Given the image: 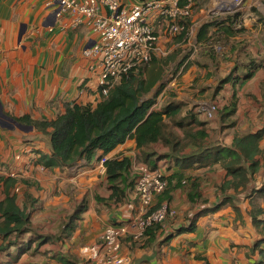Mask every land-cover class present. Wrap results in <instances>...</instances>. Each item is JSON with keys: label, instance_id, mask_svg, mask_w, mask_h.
Returning a JSON list of instances; mask_svg holds the SVG:
<instances>
[{"label": "crops", "instance_id": "obj_1", "mask_svg": "<svg viewBox=\"0 0 264 264\" xmlns=\"http://www.w3.org/2000/svg\"><path fill=\"white\" fill-rule=\"evenodd\" d=\"M141 1L122 0L128 7ZM214 2L224 4L225 0ZM53 9L47 5V0H0V176L16 174L18 203L27 207L33 229L38 234L57 235L80 201H85L86 208L70 236L53 237L38 248L33 244L31 250L21 254L12 264H90V248L100 241L105 227L129 223L143 211L134 185L123 199L111 197L113 188L106 166L101 162V150L89 161L81 159L72 166L46 167L38 159L41 153H51L50 136L28 124L18 125L10 118L30 114L34 119L52 120L65 112L67 103L95 106L102 98L98 86L99 61L83 53L96 34L87 22L72 24L73 15L69 13L56 18ZM235 11L230 9L227 11L230 14L208 19L205 7L197 10L193 6L191 20L197 22L198 38L204 46L212 33L221 34L227 40L229 37L232 43L239 42L234 43L236 48L227 42L231 54H227L226 62L220 63L219 73L212 71L218 67L213 63L202 69L197 65L188 66L189 58L185 55L176 59L185 49V38L180 39L182 34H171L168 23L156 12L149 16L159 34V49L154 57L168 55L163 67L166 72L167 68L171 70L168 83L157 97L159 107H154L161 108L169 102L181 103L177 119L188 123L192 114H196L197 120L204 124L193 122L190 126L194 130L205 128V144L209 145H229L236 132L264 127V120L254 126L250 123L240 126L238 120L229 125L219 120L217 113L208 118L199 110L204 101L211 99L213 83L219 76L230 75L233 67L236 74L242 76L250 66H255L253 76L243 80L247 82L261 69L258 62L264 56L263 22L249 17L251 21L245 23V36H238L234 29L239 15ZM101 13L106 14L108 10L102 7ZM205 23L211 24L205 27ZM239 55L242 61L237 62ZM263 65L264 58L261 67ZM220 85L218 91L228 88ZM222 95L218 92L215 101H221ZM259 105L264 108V101ZM167 121L171 131L184 142L189 141L182 126L169 118ZM197 148L194 141H189L177 155H187ZM261 148L257 158L264 163V138ZM170 151L171 146L162 141L140 148L131 137L104 154L106 157L128 156L132 162L131 179L135 177V161L162 167L166 176L171 177L169 201L177 210L175 216L155 229L157 238L153 244L148 245L146 241L143 245L131 246L125 241L121 254L130 256L133 263L142 254L156 250L152 260L141 264H253L259 260V250H253V246L262 236L254 227L249 210L250 194L261 185L264 168L256 173L246 189L241 186L238 190L233 187L223 190L220 186L230 176L220 162L197 158L186 167L181 161L175 163L173 155L167 156ZM194 185L199 195L191 200L189 194ZM5 190V183L0 180V200L5 197ZM226 197L240 207V216L231 200L219 210H212ZM199 211L202 213L196 216L194 230L177 232ZM171 233L174 235L162 242ZM2 241L0 236V244ZM15 247L12 246L10 252L16 253ZM7 253H0V261L8 257Z\"/></svg>", "mask_w": 264, "mask_h": 264}, {"label": "trees", "instance_id": "obj_2", "mask_svg": "<svg viewBox=\"0 0 264 264\" xmlns=\"http://www.w3.org/2000/svg\"><path fill=\"white\" fill-rule=\"evenodd\" d=\"M186 1L188 0H181V3ZM210 24L205 23L203 26L207 27ZM159 62L160 59L154 57L147 65L132 71L118 82L107 95H102L95 106L92 103H67L65 112L52 120L34 119L30 114L14 116L17 121L32 125L50 136L52 151L51 153H41L38 159L39 163L49 168L72 166L81 159L91 160L98 150L102 151V158L104 154L132 137L136 139L137 146L140 148L158 141L169 144L171 151L166 155H173L175 163L181 161L186 167L197 158L201 161L220 162L230 176L221 184V189L233 187L238 190L241 186L246 189L256 173L264 168V163L257 158V155L262 151L261 142L264 138V127L256 131L236 132L229 145L205 144L207 136L205 128L194 130L190 126L193 122L199 125L204 124L197 120L196 114H192L188 123L177 119L181 103L169 102L164 103L161 108L154 107L157 97L166 86L164 67ZM254 68L255 66H250L242 76L240 74L233 76L231 73L221 79V84L231 81L236 86L244 79L252 77ZM233 95L231 102L221 110L220 116L221 120L229 125L236 123L233 115L237 109V94ZM167 118L183 127L185 137L198 145L195 151L181 157L177 155L178 151H181L189 141L184 142L169 129ZM104 164L113 188L111 197L116 200L123 199L127 190L135 185V177L130 178L131 159L128 156L107 157ZM167 179V187L159 196L158 201L170 200L172 181L171 177H167ZM0 180L6 186L5 197L0 200V236L3 239L0 244V253L8 252V257L0 261V264H12L19 259L21 254L31 250L33 244L38 248L53 237H67L75 231L78 220L86 208L84 200L77 204L57 235H42L34 231L27 207L18 203L15 191L18 178L3 175L0 176ZM189 195L191 200L199 195L196 185L193 186ZM229 200L234 203L233 199L226 197L212 207V210H219ZM250 204L249 214L252 223L262 236L253 246V250L258 249L261 256L253 264H264V246L262 245L264 243V175L261 185L254 188L250 194ZM233 206L240 216V207L235 203ZM201 213L202 211H199L197 215L195 214L189 224L179 228L177 232L194 230L196 216ZM159 225L148 229V245L155 242L157 238L155 229ZM25 233L31 234V237L26 241H21V236ZM173 235L174 233L167 235L162 242L168 241ZM14 245L17 246L16 253L10 252V248Z\"/></svg>", "mask_w": 264, "mask_h": 264}, {"label": "built area", "instance_id": "obj_3", "mask_svg": "<svg viewBox=\"0 0 264 264\" xmlns=\"http://www.w3.org/2000/svg\"><path fill=\"white\" fill-rule=\"evenodd\" d=\"M234 1L239 4L242 0ZM195 2L143 0L128 7L122 0H47V5L54 8L56 18L69 13L73 15L72 24L87 22L90 25L96 37L83 53L99 61L98 86L101 95H107L118 82L150 63L156 55L159 34L149 19L150 14L156 12L158 17L163 18L171 34H182L189 38L194 32L189 21ZM102 7L108 13H101ZM155 105L159 107V103ZM199 110L212 118L218 104L203 103ZM106 158L102 157L101 162L104 163ZM134 169V189L143 211L129 223L108 224L100 241L90 248V264H132L130 256L121 254L124 242L131 246L143 245L149 237L147 231L150 227L163 223L177 213L168 199L158 201L168 184L163 168L135 161ZM15 175L10 173V176Z\"/></svg>", "mask_w": 264, "mask_h": 264}, {"label": "rangeland", "instance_id": "obj_4", "mask_svg": "<svg viewBox=\"0 0 264 264\" xmlns=\"http://www.w3.org/2000/svg\"><path fill=\"white\" fill-rule=\"evenodd\" d=\"M215 0H196L197 3H195L194 8L197 10H200L202 7H205L206 13L208 19L216 18L220 15L230 14V12H227L230 9H235L236 11L234 13H237L239 16L237 18V21L235 22L236 29L234 31H237L238 36H245V23L246 21H251V19H248L249 17H255L253 21H262L263 22V31H264V0H242L239 4L236 3L234 0H225L224 4L217 2L215 4ZM215 4V5H214ZM222 11H225L226 13H223ZM253 19V18H252ZM203 20V19H202ZM190 24L192 25L194 32L191 35V37L187 38L184 35L179 36L180 39L183 40L184 43H186L184 51L180 55H177L175 58L179 59V57H183L182 55H185V57L189 58V64L188 66L197 65L200 66L202 69L205 68V66H210V63H213L214 65H218L216 69L212 68V71L214 73H219V67L221 62H226L227 54H231V51L227 50V45H231L232 41L228 37V40L226 37L222 36L221 34L212 33V35L208 36V41L206 46H204L198 38V24L196 21L191 20L190 18ZM201 23V22H200ZM244 31V32H243ZM178 38V37H177ZM228 42V44H227ZM234 43H237V41H233ZM234 45V48H236V45ZM239 43V42H238ZM237 43V44H238ZM227 44V45H226ZM168 55L164 54L159 59L162 65L166 64V57ZM242 55H239L236 61L240 62L242 60H239V57ZM263 57H261V60L259 63V68H261L250 81H242L239 82L236 86L232 84L231 81L224 82L222 84L223 87L227 85V89L222 88L220 91H218V85L221 84V79L223 76H219L218 80H216L214 84V91L213 95L211 92V99H205L203 103L208 102H217L218 104V119L221 120V110L225 105H228L231 100L233 99V93L237 94V109L235 114L233 115L235 121H239L240 126L247 125L250 123V126L259 125L261 124L263 119V111L264 108L257 104H260L262 101H264V65L261 67V64L263 62ZM157 65V64H156ZM166 66V65H165ZM164 66V70L165 67ZM238 67V65H237ZM257 67V66H256ZM153 68V66H151ZM215 68V67H214ZM164 71V80L166 81V84L168 83L169 76L171 73V70L169 68ZM230 73H237L236 68H232ZM239 74V73H238ZM236 74V75H238ZM180 79L177 78V81L179 82ZM183 83V82H181ZM218 86V87H217ZM220 89V88H219ZM187 91V90H184ZM223 94L221 97V101L216 100L215 97L217 93ZM208 97V98H210ZM202 103V104H203ZM256 104V105H255ZM249 109V110H248ZM256 112V114H252ZM215 113V115H216ZM214 115V116H215ZM213 116V117H214ZM212 117V118H213ZM248 126V127H250ZM247 129L241 132H246ZM31 234L25 233L21 236V241H26ZM15 249H17L15 247Z\"/></svg>", "mask_w": 264, "mask_h": 264}, {"label": "water", "instance_id": "obj_5", "mask_svg": "<svg viewBox=\"0 0 264 264\" xmlns=\"http://www.w3.org/2000/svg\"><path fill=\"white\" fill-rule=\"evenodd\" d=\"M92 45V42L89 43L86 47H90ZM15 123H17L18 125H24L23 123L17 121L15 118H12L10 117ZM30 128H32L33 126L32 125H28ZM156 250L153 252V253H144L142 254L141 256L137 257L134 262L132 264H141L143 263L144 261H150L152 260L155 255H156Z\"/></svg>", "mask_w": 264, "mask_h": 264}]
</instances>
